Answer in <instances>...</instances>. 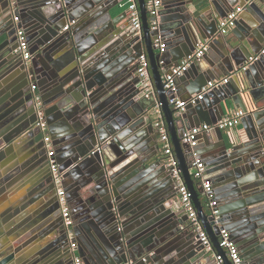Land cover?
Here are the masks:
<instances>
[{"label": "water", "instance_id": "95a60500", "mask_svg": "<svg viewBox=\"0 0 264 264\" xmlns=\"http://www.w3.org/2000/svg\"><path fill=\"white\" fill-rule=\"evenodd\" d=\"M121 1L15 0L12 10L8 0H0V264H74L36 126L32 84L43 103L73 220L75 252L83 264L215 263L177 202L176 180L153 126L157 104L213 250L223 264H232L219 245L220 230L226 229L244 263L264 264V54L257 56L264 44L259 35L264 33V11L252 0H206L203 8L193 0H162L157 27L151 29L145 0H137L142 23L137 35L128 21L120 23L124 11L113 14ZM236 7L245 14L238 15L235 28L242 35L236 34L232 44L217 28ZM20 27L32 55L26 62L16 52ZM158 37L162 51L154 44ZM198 40L208 48L188 73L199 69L197 62L215 45L220 54L200 68L204 81L194 85L187 71L176 78V93L183 79L191 95L217 71L232 76L177 112L168 102L171 91L163 76L194 51ZM142 54L154 86L147 96L136 75ZM189 107L199 114L197 126L213 125L233 108L244 113L243 137L226 141L215 128L218 141H208L203 150L210 153L204 165L211 188L205 194L202 182L190 173L193 151L198 158L199 152L181 141L182 132L194 127L187 126ZM211 113L214 120L208 118ZM208 195L216 201V215L207 205ZM5 196L7 203H2ZM182 217L188 227L181 225ZM23 231L27 237L13 239V233Z\"/></svg>", "mask_w": 264, "mask_h": 264}, {"label": "built area", "instance_id": "2783aa9c", "mask_svg": "<svg viewBox=\"0 0 264 264\" xmlns=\"http://www.w3.org/2000/svg\"><path fill=\"white\" fill-rule=\"evenodd\" d=\"M9 6L12 10L15 9V0H8ZM255 1V0H252ZM264 3V0H262ZM145 7L150 18V27L154 29L157 27L158 24V17L159 12L162 7V0H145ZM241 11L240 7H236L233 11L229 12L228 15L219 20V31L221 34L228 33L233 27H235L236 20L238 15ZM127 21L130 23L131 28L136 31L137 35L141 34V16L140 10L138 6L137 0H128V6L125 10ZM13 21L19 22L18 16H13ZM66 29V27H65ZM16 52L19 53L20 57L23 61H29L31 58V54L29 52V45L27 41V37L24 33L23 28H17L16 30ZM154 44L158 47L161 51L163 50L164 44L159 42V37L155 39ZM208 48L207 42L204 40H199L197 42V46L194 51L184 57L180 63L176 67H172L170 71L163 76L164 87L171 91L168 102L172 106L173 109L177 110V112H184L185 108L188 105H194L196 102L203 99L204 95L211 91L213 88L223 86L228 83L230 80L232 73L227 75L226 77L219 78L214 81H208L206 85L202 86L198 93H195L188 98L181 99L173 86L174 81L176 78L183 76V74L189 69L191 63L196 60L200 59L204 56L206 50ZM264 54V46L259 51L258 55ZM254 58L250 57V61H253ZM246 67V66H245ZM244 67V68H245ZM136 75L140 78L142 87L144 88V94L147 96L148 93H152L154 91V86L152 82V77L149 71V62L148 58L145 54H142L139 57L138 65L136 69ZM31 92H32V102L33 107L36 113V126L40 130L42 134V140L44 143V148L46 151V156L49 162V168L52 175V179L57 187V197L60 206V213L63 219V225L65 227V231L67 232V237L70 241L69 249L73 253V263L74 264H83L82 259L78 256L75 252L77 247L76 241H74V233L72 231L73 220L70 214V208L68 206L67 200L65 199V193L62 188V175L58 170V164L55 160V152L54 148L51 144L50 135L47 131V123L45 119L43 103L39 93L36 91V85H31ZM154 113V120L153 126L158 130L159 136L158 140L161 143L162 153L164 156V163L167 167L171 168L172 176L176 180V187H177V194H178V203L180 204L182 210L186 213L188 218L189 226L196 230L199 234V239L201 240L204 248L207 252H210L211 255L215 259L214 264H223V259L220 254H217L212 247V244L203 229L201 222L198 219L196 209L194 204L191 200V193L188 190L184 179L181 175V171L178 167L177 159L173 152V147L170 139V135L165 124L163 115L161 113L159 104H157L153 110ZM244 115L241 109H233L229 111V114L225 115L221 118L218 122L213 125L209 124H201L198 126H194L188 129H185L181 134V141L187 144L189 147H196L198 142V136L204 132L212 131L215 128H218L222 131H226L228 134V139L233 142L235 135H233V131L237 125L240 124V119ZM234 136V138H233ZM99 150V147L96 148ZM193 168L191 169L190 173L195 181L202 182V187L204 194L207 193L211 188V181L203 180L205 178L203 176L205 165L204 162L201 161L200 158L197 157V153L193 151ZM207 205L211 207V214L216 215L218 213L217 209H213L216 206V201L211 199V195H208ZM219 245L222 247L228 259L231 261L232 264H245L244 260L242 259L241 253L238 247L235 245L234 241L231 238L229 231L226 229H221L219 233ZM121 264H135L132 261H128Z\"/></svg>", "mask_w": 264, "mask_h": 264}, {"label": "crops", "instance_id": "0c3cea01", "mask_svg": "<svg viewBox=\"0 0 264 264\" xmlns=\"http://www.w3.org/2000/svg\"><path fill=\"white\" fill-rule=\"evenodd\" d=\"M123 1V0H122ZM121 1V2H122ZM193 1H195L196 3H199V4H201L200 6L201 7H199V8H203V7H205L206 5H207V1L206 0H193ZM208 2H209V0H208ZM255 2L257 3V5H258V7H260L263 11H264V3L262 2V0H255ZM121 7H122V4L121 5H119V6H116V7H114V9H113V14H114V16H116V15H121L122 14V12L124 11L125 12V10H121ZM162 8L163 7H161V9H160V11L162 10ZM204 10V9H203ZM243 12V14H245L244 13V11L243 10H241L240 11V14ZM248 16V15H247ZM250 16V15H249ZM127 22V18H126V16H125V18L123 19V20H121V24H124V23H126ZM119 23V24H120ZM232 30H234L235 32V34H233L232 33ZM217 32H218V34L219 35H221V36H223V39L225 40V41H229L230 43H234V44H236L237 42V38H236V34L237 35H242V32L239 30V29H237V28H235V27H233L228 33H226V34H221L220 33V31H219V27L217 28ZM259 35L263 38V40H264V33L263 34H261L260 32H259ZM199 41V40H198ZM222 42H223V40H221ZM221 42V43H222ZM263 46H264V44H263ZM220 46H217V45H215V47H213L212 49H211V52H210V55H208L207 57H205V59H203V60H199L197 63H198V66H199V69H198V67L197 68H195L194 70H192V71H190L189 73H188V71L189 70H187V78L188 79H190V80H192V82H193V84L195 85L196 84V82L198 83V82H202V81H204L205 79L202 77V73L200 72L201 70H200V68L202 69V67H204V66H207L206 64L207 63H209L210 61H212V58H216L220 53H219V50H220ZM244 51L243 52H241L240 54H237V56H238V58L239 59H241V58H243L242 56H244ZM201 63V64H200ZM236 68V67H235ZM218 73L217 74H214V75H210V77L207 79V81H214V80H217V79H219V78H223V77H226L228 74H230V72L226 75L225 73L223 74V73H220L221 71H217ZM220 74H223V75H220ZM213 76H215V77H213ZM184 80V79H183ZM183 80L181 81V82H179L178 83V85H177V95L181 98V99H185V98H188L189 96H191V95H193V94H191L190 95V93H189V91H185V87L187 86V80H185V82H183ZM234 82L236 83V85L238 86V84L240 83V77L239 78H234ZM238 83V84H237ZM195 94V93H194ZM234 109V108H233ZM233 109H231V110H233ZM189 113L190 114V119H191V123H189L187 126H197V125H195V124H197L199 121H198V118H199V114H198V112H197V110H195L194 108H191V107H189V108H187V110H186V112L185 113ZM227 114H229V112H227L225 115H227ZM215 115H213V113H211V115H210V117H208L209 119H211V120H214V118L216 117H214ZM208 119V120H209ZM210 123V121L208 122V121H206V122H202L201 124H209ZM201 124H199V125H201ZM222 135H223V138L226 140V141H228L229 139H228V134L226 133V131H222ZM233 135H242V137L244 136V129H243V127H242V125L241 124H239V125H237L236 126V128L234 129V131H233ZM238 137V136H237ZM241 137V138H242ZM233 138H234V136H233ZM239 138H240V136H239ZM208 141H214V142H217L218 141V136H217V133H216V131L215 130H212V131H208V132H204V133H202L201 135H199L198 136V142H197V146H196V149H197V151L199 152V158L201 159V161H203V162H205V158H207V157H209L210 156V153H207V151L206 152H204L205 151V149L208 147L206 144L208 143ZM204 150V151H203ZM201 152H203V153H201ZM212 153V152H211ZM203 176L204 177H207V180H209L210 181V179L208 178V172H206V170H204V173H203ZM69 181V179H65V181H64V184H67V182ZM199 182V181H198ZM7 200H8V197L7 196H5V199L2 201V203H7ZM177 202H178V200H177ZM177 202H174V204H177ZM181 220H182V226H187L188 227V224H187V222H186V220L184 219V217H182L181 218ZM181 225H180V227H181ZM31 231V228H28L27 230H26V233H28V232H30ZM24 232V231H23ZM25 232L22 234V235H15L14 233L12 234V237H13V239L14 240H19V239H21V238H25V237H27V234H26ZM240 250V249H239ZM3 258V256H0V259H2ZM0 263H1V261H0ZM8 263V261H6V263H4V264H7ZM251 263V261L250 262H247V263H245V264H250Z\"/></svg>", "mask_w": 264, "mask_h": 264}, {"label": "trees", "instance_id": "16d2710c", "mask_svg": "<svg viewBox=\"0 0 264 264\" xmlns=\"http://www.w3.org/2000/svg\"><path fill=\"white\" fill-rule=\"evenodd\" d=\"M128 6V0H123L122 1V7H121V10H125ZM202 197V196H201Z\"/></svg>", "mask_w": 264, "mask_h": 264}]
</instances>
